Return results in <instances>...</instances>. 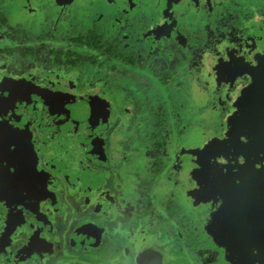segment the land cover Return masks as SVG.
<instances>
[{
  "label": "rangeland",
  "instance_id": "1",
  "mask_svg": "<svg viewBox=\"0 0 264 264\" xmlns=\"http://www.w3.org/2000/svg\"><path fill=\"white\" fill-rule=\"evenodd\" d=\"M220 1L0 0V26L4 25L0 30V83L30 86L25 93L27 98L17 101L20 115L16 120L22 123V116L30 121L37 152L49 160L47 173L51 175L47 185L54 183L57 193L46 195L44 191L43 199L49 198L48 203L34 195L21 203V192L5 186L0 198V238L8 241L7 231L13 235L15 231L33 248L23 249L20 254L24 258L15 264H124L128 249L137 257L140 250L148 248L157 252L163 262L165 248L167 264H212V259L217 261L221 257L223 252L218 250L216 237L209 231L208 220L213 215L205 208L209 200H200L193 193L196 190H190L197 170H192L190 156L193 150L195 156L199 154L196 141L203 133L201 127L206 126L204 117L199 116L201 107L190 106V101L196 96L194 79L208 62L218 66L227 62L226 57L231 59L234 52L264 41V30L256 31L264 22V14L258 15L264 10V0H223L231 5L227 8ZM197 3L202 7L199 11ZM212 4L214 10H208ZM241 8L247 12L254 9L253 17L247 19L241 13L222 20V9L236 13ZM238 21H242V26ZM167 26L170 33L166 32ZM94 32L112 52H101L94 46L83 50L84 46L76 40ZM254 33L257 34L253 40L239 46L242 42L238 38ZM18 40L36 53L22 52ZM226 43L228 47L224 48ZM223 49L232 53H223ZM54 51L64 54L60 58ZM181 51L190 55L182 68L177 60ZM68 52L80 53L86 62L77 67L62 64L69 59L65 55ZM123 52L145 60L146 67L141 69L115 58ZM94 60L97 65L92 64ZM167 67L172 68L173 76L164 84L160 78ZM74 98L76 103L90 100L95 107L102 105L100 120L94 126L78 123L92 117L90 111L71 107ZM159 117L166 118L160 126L165 133L162 149L154 139L161 130ZM214 122L206 120L210 130L216 125ZM72 154L76 156L74 165L69 159ZM159 157L164 158L165 171L150 187L148 182ZM85 165L90 167L89 172L97 167L99 186L89 191L76 183L73 190L72 176L86 170ZM102 188L113 191L112 195L109 193L110 199L97 198ZM95 192L97 196H92ZM90 198L98 206L95 215L105 224L111 220L107 211H119L110 221L112 228L102 232L97 245L89 242V234H81L78 229L72 237L62 231L63 224L73 219L80 221L81 213L92 207ZM13 200L19 202L22 214L8 220L5 206ZM62 201L67 206L64 213H60ZM175 201L185 204L182 210L179 205L180 214L176 216L170 214ZM30 205L46 215L48 221L39 216L36 220ZM25 210L30 216L24 214ZM125 213H129V219L122 222L119 217ZM23 223L32 231V238L28 236L27 241L22 235ZM5 243L0 242V247L8 251L9 244ZM170 255L174 258L169 259ZM7 256L6 261L19 259L12 251ZM3 258L0 255V264L5 263ZM262 259L264 262V253L258 257Z\"/></svg>",
  "mask_w": 264,
  "mask_h": 264
},
{
  "label": "flooded vegetation",
  "instance_id": "2",
  "mask_svg": "<svg viewBox=\"0 0 264 264\" xmlns=\"http://www.w3.org/2000/svg\"><path fill=\"white\" fill-rule=\"evenodd\" d=\"M198 6L196 8V11H199L202 9L201 4L197 3ZM219 4H223L227 7L231 6L226 3L225 1H220ZM237 2L235 3L234 7H237ZM208 10H214V5H208ZM254 9L250 8L249 11H245L244 9H239L236 13L232 10H226L222 9V20L224 22L227 20V17L232 15H244L247 17V19H250V17H253L252 12ZM232 11V12H231ZM16 14L18 12L16 11ZM259 14H264V10H261ZM238 24L242 26V21H238ZM264 26H261V28H256L261 31L264 30L262 28ZM258 27V25L256 26ZM3 28V27H2ZM213 28V27H212ZM166 32L170 33V27H166ZM1 30V26H0ZM95 35H99L98 32H94ZM92 34V33H91ZM90 34V35H91ZM254 33L253 36L248 35L244 39L238 38L237 41H241L239 46L244 44V42H248L246 40H253L252 37L255 36ZM89 35V36H90ZM88 36V37H89ZM251 36V37H250ZM100 38H102L99 35ZM86 39V38H82ZM103 40V38H102ZM77 42L81 43L82 46H84V50H89V47H87V42H82L80 40H76ZM19 49L27 53H36L35 50L29 47H23L25 45V42L17 41ZM261 43V44H260ZM104 49H100L102 52H112V49L109 50V47L104 43ZM249 45L248 47H250ZM111 47V45H110ZM228 44L224 46V48H227ZM246 47L240 51L234 52L231 59L229 57H226L227 62L221 63L220 65H216L213 61L208 62L209 65L206 67L204 71H201V74H199L196 79H194L195 83V94L196 96L192 98L190 101V106L195 105L196 107H201L199 111V116L204 117L205 121V127H201V130L203 133L200 135V139L196 141V151H198V155L195 156V151H192L193 156H190L192 158L191 164H192V170H197L193 174V179L190 184V190H196L197 193L200 192L201 189L198 187H195V185H211L210 187L213 190L214 185L212 181V177L209 175V173L205 169V165L207 164V156L201 155L203 149L201 145L206 146L208 143H211L213 139H219V136L221 133H223L224 136L227 135L226 131V122L230 117L228 116V111L230 109L235 108V101H237L241 94L245 92L246 94V102H245V116L243 120L240 122L241 127L244 129H247L249 134L252 137V144L248 148H243L242 146L238 145L235 140L231 147H234L236 149V155H239L241 153L245 154L248 159L249 168L247 173L243 174L240 178L243 179V187L236 189L234 188L229 181L232 179V177L228 178H221L220 181V187L224 191L225 196L228 198V200L231 202L229 207H226L223 212V222L225 227L222 229V235L214 234L210 231L211 235H214L215 238V244L218 247V250L220 249L223 253L221 254V257L215 261L211 260L212 264H234V261L239 257L238 264H264L263 259L258 260V257L250 258L246 252L244 251L243 246L240 244V241L243 239H246L249 236L255 237L257 242L264 247V173H256L253 170V163L259 162L260 159L264 158L261 156L262 153H264V71L258 72L256 71V74L254 75V70H259L263 67L264 63V41L259 42V44L254 45L250 49L246 50ZM12 48L9 47V51L12 52ZM226 53L229 52L232 53L231 50L228 51V49H223ZM56 55H58L61 52L54 51ZM64 54V53H63ZM66 54V53H65ZM120 56H125L127 60H124ZM117 59L125 61L131 65L138 66L141 69H144L147 65L145 60H138L136 55L128 56L125 52L119 53L116 55ZM177 60L179 61L180 68L186 65V60L190 59L189 54H185L183 51L177 53ZM59 62V59L57 60ZM67 62V61H65ZM177 62V61H176ZM93 63L96 65L98 64L97 60H94ZM178 63V62H177ZM206 63V62H203ZM224 64L231 65V68L227 71H221L218 69H223ZM67 66H70L68 64H65ZM161 80L164 84L169 83L172 80L173 71L171 67H167L164 72H162ZM168 76V77H166ZM252 83H255V86L252 88V91L249 93L247 89L252 87ZM198 88V90H197ZM202 94V99L200 95ZM199 95V96H198ZM200 102V103H199ZM215 106L217 107L218 111H215ZM218 112V114H217ZM165 121L166 118L162 117ZM209 120L210 123H212L215 120V124L213 125L212 129L208 127L206 124V120ZM219 120V122H218ZM164 125V122H163ZM227 127L230 128V125H227ZM214 132V133H213ZM220 143H223L224 141L220 140ZM181 151L185 150V147H180ZM225 151H231L230 148H225ZM201 157L199 160L198 157ZM218 161H227V156H220L216 158ZM196 161V162H195ZM199 162V164H198ZM186 163L188 164V159L186 160ZM197 163V164H196ZM199 165V166H198ZM188 169V168H187ZM53 179V178H51ZM49 181V177H48ZM98 182V181H97ZM48 184V183H47ZM54 183L51 185H47V187L44 189L46 190V193H49L48 190L51 191V193H56V190L53 186ZM200 187V186H199ZM198 188V189H197ZM176 190V189H175ZM19 192V190H17ZM16 191V192H17ZM15 192V193H16ZM20 199L25 202L28 198H30V194H24L20 193ZM45 195V193H44ZM50 195V194H46ZM16 196V195H14ZM199 197L200 200L206 201L209 199H206L203 196H199L195 194V197ZM49 198L43 199L42 203H48ZM31 203H34L33 201H30ZM213 202L209 200L208 203H205V208H209L210 213H213L214 215V208L209 207L210 204ZM173 204H177L178 206H182V209H185V204H179V201H175ZM11 205H16L18 211L16 215L13 217H10V208ZM179 206V207H180ZM31 213L33 214L34 218L38 220V216H40L39 211L34 208V205H30ZM36 207V206H35ZM27 209V208H25ZM25 210V215L30 216L28 212ZM185 211V210H184ZM5 213H8L7 219L12 220L14 218H17L21 216L22 214V208L19 205L18 201H10L7 202L5 206ZM210 220H208V223ZM25 223H23L22 226L25 227ZM28 225V224H27ZM21 226V227H22ZM30 226V224H29ZM19 227V226H18ZM22 235L26 238L30 236L32 238V231L30 227H25L24 230H22ZM14 235L11 234V231H7L8 233V241L2 240L0 238V242L2 244H9L8 251L5 249H2L0 247V255H2L3 260H5L7 254L9 251L14 253L15 255H18V257H22L20 253H23V249L26 250V247L32 248L31 246H27L26 242L24 241L23 237H19V235L15 232ZM225 236L231 237L233 241H230L229 239L225 238ZM29 237V238H30ZM12 241V243H11ZM33 241V240H32ZM34 242V241H33ZM33 249V248H32ZM162 249V248H160ZM29 250V249H28ZM164 256V262L160 260L159 254H157L155 251H149L154 252L156 255V261L157 264H167L168 263V253L167 250L164 248L162 249ZM16 252V253H15ZM27 252V251H26ZM225 252V253H224ZM25 255L27 253H24ZM218 254L220 252L218 251ZM220 256V255H219ZM50 258V257H49ZM48 258V259H49ZM174 256H169V259H173ZM143 262V259H142Z\"/></svg>",
  "mask_w": 264,
  "mask_h": 264
},
{
  "label": "snow or ice",
  "instance_id": "3",
  "mask_svg": "<svg viewBox=\"0 0 264 264\" xmlns=\"http://www.w3.org/2000/svg\"><path fill=\"white\" fill-rule=\"evenodd\" d=\"M230 68L231 65L224 64L223 69L218 70L223 72ZM256 71L254 70V75ZM254 86L255 83H252V87L247 89L249 93ZM29 87L23 83L8 86L0 83V198L5 186H10L24 194L43 199L44 189L47 187L46 173L49 171V160L44 154L37 152L30 132V121L24 120L22 116H20L22 123L16 120L20 115L17 111L19 107L17 101L27 98L25 93ZM246 99L244 92L235 101V108L228 111L230 119L226 122L227 136L221 133L219 139H213L206 146L201 145L203 149L201 155L208 157L205 169L212 177L214 188L210 190L208 185L202 183L201 191L195 194L213 202L209 205L214 208V215L210 216L209 231L218 235L223 234L222 229L225 227L223 212L231 203L220 187L221 178L232 177L229 183L236 189L242 188L243 179L240 177L247 173L249 168L247 156L243 153L236 155V149L231 147L234 140L245 149L253 142L248 130L242 128L240 123L245 116ZM100 108L102 105H98V110ZM227 125H230V128ZM220 140L224 142L220 143ZM225 148H230L231 151H225ZM220 156H227L228 160L218 161L216 158ZM261 156L264 157V153ZM253 170L256 173H264V158L253 163ZM20 202L23 203V200ZM225 238L233 241L231 237ZM240 244L250 258L259 257L264 253V247L255 237L249 236L240 241ZM238 261L239 257L234 264H238Z\"/></svg>",
  "mask_w": 264,
  "mask_h": 264
},
{
  "label": "trees",
  "instance_id": "4",
  "mask_svg": "<svg viewBox=\"0 0 264 264\" xmlns=\"http://www.w3.org/2000/svg\"><path fill=\"white\" fill-rule=\"evenodd\" d=\"M1 26L4 27V25H1ZM14 38H15V36H14ZM79 40L82 41V42H84V41L87 42L86 43L87 47L94 46V47H97L98 49H104V46H103L104 42H103L102 38H100L99 36L95 35V33H92L86 39H79ZM62 55H63V52L58 54V56L60 58H61ZM65 55L69 59L67 60V62H63L62 64H68V65H70L72 67H77V66H82L86 62L85 61V57H83L80 53L72 54V53L68 52ZM120 57L123 58L124 60H127L125 58V56H120ZM92 64H94L93 61H92ZM66 92L68 94L69 90H66ZM64 97H66L65 91H64ZM64 103L66 105L70 104V102L68 103L67 101H65ZM71 103H72V106H71L72 108L73 107H78L82 112L83 111L84 112L90 111V113H91V117H92L91 120H84V118H83V119H81L78 122L79 124L82 123V125L85 126L88 123V125L91 127V126H94V124H96L100 120V118H99L100 117V110H98V107H95L93 105V103H95L94 101L91 102L90 100H87V101L79 100L76 103L75 98H74V99L71 100ZM73 103H75L76 105H73ZM57 113H59V112H57ZM59 114H61V113H59ZM157 120H158V126H159V128L161 130L158 131L154 135V139L157 142L158 148L162 149L164 147V143L163 142H164L165 133H164V131H162L163 127H160V126L163 125L164 120H163L162 117H159ZM85 131L86 130H81V132H85ZM98 144L100 145V143H98ZM95 151L98 154L100 153L99 150H95ZM69 159H71L70 160L71 165H74V162H76V156L74 154H72ZM85 167H86V170L84 169L82 171H79V172H77L76 174H74L72 176L73 177L72 180L74 181L73 186H72L73 190L75 189L74 187H75L76 183H79L86 190H89V191H92V190L96 189L99 186V184L97 182V175H98L97 174V167L93 166L91 168L90 172L88 171V169L90 167L87 166V165H85ZM153 167H154V171L152 173L151 181L149 180V182H148V185L150 187L154 186L158 182V180L163 177V174H164V171H165L164 158L159 157L155 161V164H154ZM50 175L51 174L47 173V176H50ZM59 177H57V178H59ZM60 178L63 179L62 176ZM66 178L70 179L68 176ZM66 178H65V180L62 183H64L66 181ZM84 178H86L87 180H84ZM51 184H49V185H51ZM109 193L112 195L113 191L106 190V189L102 188L101 189V193L98 196H97V192H95L92 196H97L98 199H100V197L102 198L103 196L110 199ZM48 194L55 195V193H51V191H49ZM90 199H92V198H90ZM90 199H88V200L92 203V207L88 206V208L85 211H83L82 213L80 212L82 214L81 217H80L81 218L80 221L77 220V219H73V221L66 222L62 226L63 227L62 231H63L64 235H68V236L72 237V233L75 230L78 229L79 233H81V234H84V233L89 234L91 236V237L88 238L89 242H93L92 245H97V244H100V239L103 237L102 232L107 231L108 229L112 228L113 225L110 224V221L112 220L114 214L115 213H119V211L115 210V209H110L109 211H107V216H111V220L109 222H107V224H105L104 221L102 219H100V217L98 215H95L94 212L96 211L98 206L95 205L96 202H93L94 199H92V200H90ZM150 202L152 203V201H150ZM60 206H61L60 208L62 209V211H60V213H64L65 212V208L67 207L66 204L62 201ZM83 207H85V206H83ZM83 207H81V208H83ZM178 207L179 206L177 204H175L171 208L170 214L174 215V216H176V214H180V211H177ZM40 216H41V218L44 221H48V218L46 217V215L40 214ZM160 216L162 217V215H160ZM127 219H129V213H125V215L119 217V220L122 221V222H126ZM87 225H89V226L86 228ZM90 225L93 226V229H92V227ZM90 239L93 240V241H91ZM151 240H152V243H153V245H151V246L154 247V241H153V239H151ZM148 250H150V249L148 248V249H146V251L145 250H140L138 256L134 257L131 254L132 252L128 249L127 253L124 254V257H123L124 264H127V263L128 264H142V259H144L146 257L147 253L149 252Z\"/></svg>",
  "mask_w": 264,
  "mask_h": 264
},
{
  "label": "water",
  "instance_id": "5",
  "mask_svg": "<svg viewBox=\"0 0 264 264\" xmlns=\"http://www.w3.org/2000/svg\"><path fill=\"white\" fill-rule=\"evenodd\" d=\"M264 64V63H263ZM258 71V70H257ZM264 71V65L262 68H260V72H263ZM18 209L16 207V205H11V208H10V217H13L14 215H16ZM16 258V257H15ZM15 258H11L9 261L5 260V263L4 264H15L18 260L20 261V258H24V257H20L19 259H15ZM156 255L154 252H148L146 257L143 259V262L142 264H157V261H156Z\"/></svg>",
  "mask_w": 264,
  "mask_h": 264
}]
</instances>
